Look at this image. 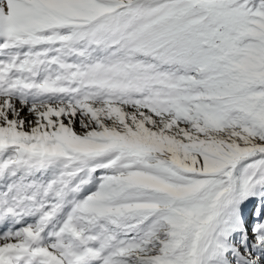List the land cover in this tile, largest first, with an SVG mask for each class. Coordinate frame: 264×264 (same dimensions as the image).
Here are the masks:
<instances>
[{
	"label": "snow or ice",
	"instance_id": "obj_1",
	"mask_svg": "<svg viewBox=\"0 0 264 264\" xmlns=\"http://www.w3.org/2000/svg\"><path fill=\"white\" fill-rule=\"evenodd\" d=\"M0 264H264V0H0Z\"/></svg>",
	"mask_w": 264,
	"mask_h": 264
},
{
	"label": "rangeland",
	"instance_id": "obj_2",
	"mask_svg": "<svg viewBox=\"0 0 264 264\" xmlns=\"http://www.w3.org/2000/svg\"><path fill=\"white\" fill-rule=\"evenodd\" d=\"M77 130L79 131V128H77Z\"/></svg>",
	"mask_w": 264,
	"mask_h": 264
}]
</instances>
